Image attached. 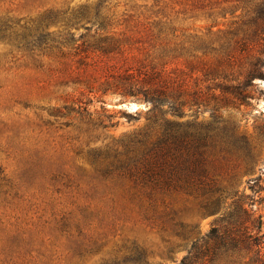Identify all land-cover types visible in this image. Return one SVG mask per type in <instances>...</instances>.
Returning <instances> with one entry per match:
<instances>
[{
	"label": "rangeland",
	"instance_id": "obj_1",
	"mask_svg": "<svg viewBox=\"0 0 264 264\" xmlns=\"http://www.w3.org/2000/svg\"><path fill=\"white\" fill-rule=\"evenodd\" d=\"M248 11L0 0V264H109L136 250L181 264L239 206L264 233V26ZM258 60L263 75L247 79ZM159 89L182 104L162 106L180 137L170 159L141 99ZM205 135L200 192L172 167Z\"/></svg>",
	"mask_w": 264,
	"mask_h": 264
},
{
	"label": "trees",
	"instance_id": "obj_2",
	"mask_svg": "<svg viewBox=\"0 0 264 264\" xmlns=\"http://www.w3.org/2000/svg\"><path fill=\"white\" fill-rule=\"evenodd\" d=\"M249 7L248 12L252 14V20L256 27L264 26V0H241ZM259 60L253 63L251 68L246 72L247 79L255 77V75L262 76L259 71ZM242 92L238 86L232 87L231 93L237 95L239 98L243 97ZM146 102H150L151 107L147 110V116L151 119L159 130L158 141L164 146L161 150L164 157H169L173 152L180 148L175 121H168L163 119L166 113L162 110L163 105H168V111L173 114H179V107L182 106L174 99H170L165 90L145 91L142 98ZM131 116V115H129ZM134 118V116H133ZM160 120L166 124H160ZM161 127V132H160ZM208 136H204L199 140L202 141L199 146L186 149L187 154L194 157L190 160L181 162L180 165L172 167L171 162L168 167H172L174 174L179 180H183L188 185H195L196 190L200 192L205 191V184L202 177L205 176V169L203 167L204 154L203 147ZM190 152V153H189ZM170 159V157H169ZM176 157L173 156V162ZM168 161L163 158L162 164ZM149 166V164L147 165ZM151 167V166H149ZM207 211L212 209L205 207ZM253 213L243 207H237L233 211H229L226 216L220 219V224L213 226L204 236L197 237L191 242L190 250L182 259L181 264H219L225 261L227 264H264V233H261L263 221L261 216L252 217ZM109 264H150L145 259L142 252L137 251L122 261H113Z\"/></svg>",
	"mask_w": 264,
	"mask_h": 264
},
{
	"label": "water",
	"instance_id": "obj_3",
	"mask_svg": "<svg viewBox=\"0 0 264 264\" xmlns=\"http://www.w3.org/2000/svg\"><path fill=\"white\" fill-rule=\"evenodd\" d=\"M130 108L133 109V110H136V109L134 108V105H132V104H130Z\"/></svg>",
	"mask_w": 264,
	"mask_h": 264
}]
</instances>
